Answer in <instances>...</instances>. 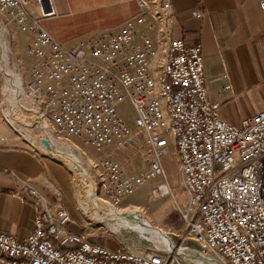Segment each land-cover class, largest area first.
<instances>
[{
    "label": "built area",
    "instance_id": "1",
    "mask_svg": "<svg viewBox=\"0 0 264 264\" xmlns=\"http://www.w3.org/2000/svg\"><path fill=\"white\" fill-rule=\"evenodd\" d=\"M31 1L0 0V26L6 35L15 29L30 61L22 94L63 143L79 139L105 153L143 136L144 169L127 173L107 155L91 162L95 194L117 207L147 183L159 196L173 194L162 164L173 148L176 186L186 194L177 204L184 231L169 249H111L71 230L67 209L31 189V231L22 238L0 231V264H264V106L240 127L219 117L200 44L172 36L168 0H138L137 14L71 48L40 23L55 15L51 0H34L38 16L27 9ZM125 103L131 122L118 111Z\"/></svg>",
    "mask_w": 264,
    "mask_h": 264
},
{
    "label": "crops",
    "instance_id": "2",
    "mask_svg": "<svg viewBox=\"0 0 264 264\" xmlns=\"http://www.w3.org/2000/svg\"><path fill=\"white\" fill-rule=\"evenodd\" d=\"M168 1L172 36L200 44L208 97L218 104L221 119L240 127L242 120L264 106V16L259 0ZM51 2L55 15L40 23L66 48L80 38L117 28L139 11L138 0ZM27 9L39 15L34 0ZM14 35L17 53L22 52L30 67L26 44L15 30ZM27 76L28 72L21 78ZM7 96L0 85V231L22 238L34 220L31 189L42 201L76 213L67 168L35 150L20 130L22 135L16 132L4 103Z\"/></svg>",
    "mask_w": 264,
    "mask_h": 264
},
{
    "label": "rangeland",
    "instance_id": "3",
    "mask_svg": "<svg viewBox=\"0 0 264 264\" xmlns=\"http://www.w3.org/2000/svg\"><path fill=\"white\" fill-rule=\"evenodd\" d=\"M2 27L3 26H0V28ZM14 30L15 29L12 28L9 34L6 35L7 43L9 46V66L11 67L14 64L16 67V72L19 73L20 77H24V74L29 70V66L27 61L21 55L22 52L17 53L18 45L16 36L14 35ZM8 41L10 42V45ZM11 44L13 50L16 51V53L12 51V48L10 51ZM10 69L15 71L13 67H11ZM2 84L3 81L0 78L1 88ZM8 98L9 96L4 98V103L6 105L7 111L10 114L9 118L13 121L15 117H13L14 115L9 106V102L7 105ZM118 111L121 115L125 116L128 121H132L133 114L128 103L119 106ZM13 124L18 129H20V131L24 135L27 134L26 130L20 127L16 119L13 121ZM40 132L41 129L37 127V124H35V126L33 127V131L30 132V136H32L33 134H38ZM55 139L59 143L64 145H66L67 143L78 146L79 150L73 149L74 153H79V155H81L85 159V161H88L90 165L91 162H96L97 159H99L101 156L107 155L117 160L127 173H133L146 167V162L144 159V138L140 134L134 135L133 139L135 144L124 143L121 145H114L111 148H108L105 153L95 151L79 139H74L66 143H63L61 139H58L56 137ZM162 164L165 170L168 184L173 189V194L154 197L152 194H154L153 188L155 184L147 183L140 189H138L133 195L123 199L119 204L118 209L120 211H138L144 218L149 220L152 225L162 229L172 238L174 242H176L180 239L182 240L180 234H182L184 231L183 222L180 218L177 204H183V201L186 199V194L181 188H178L176 186L178 166L173 148L169 149L168 153L162 160ZM66 170L69 173V178L71 181V187L73 191L72 205L76 213L72 214L73 222L71 224V230H73L74 232L83 231L84 235H87L88 240L97 242L100 245H106L111 249L117 248L119 246V243L130 245L138 250H143L144 247L153 245V243L149 240L140 238L136 232L122 229L119 233H115L107 226L96 224L89 215H84L78 208V205L75 201V191L72 185V181H74V178H72V173L68 169ZM91 171L94 175L95 171L93 169H91ZM186 242L190 243L191 241L186 240Z\"/></svg>",
    "mask_w": 264,
    "mask_h": 264
},
{
    "label": "bare ground",
    "instance_id": "4",
    "mask_svg": "<svg viewBox=\"0 0 264 264\" xmlns=\"http://www.w3.org/2000/svg\"><path fill=\"white\" fill-rule=\"evenodd\" d=\"M8 51L6 30L0 28V78L3 81V95L9 96L7 105L9 102L13 117L20 127L26 130L27 134L24 136L47 157L60 162L72 173L75 201L82 213L89 215L96 224L107 226L115 233H119L122 229L131 230L140 238L149 240L155 245L164 246L166 249L172 248V238L162 229L152 225L138 211H120L117 206L95 194L96 182L91 171L92 166L79 153H74L73 149L79 150L78 146L61 144L50 135L51 125L48 120L41 119L35 106L22 94L20 75L10 69L12 66H9ZM9 120L13 124L14 120ZM37 123L41 132L30 136ZM42 138L49 140L50 145L44 146L43 142L41 143ZM152 195L159 196L155 192Z\"/></svg>",
    "mask_w": 264,
    "mask_h": 264
},
{
    "label": "water",
    "instance_id": "5",
    "mask_svg": "<svg viewBox=\"0 0 264 264\" xmlns=\"http://www.w3.org/2000/svg\"><path fill=\"white\" fill-rule=\"evenodd\" d=\"M42 142H43L46 146H48V143H47L45 140H42Z\"/></svg>",
    "mask_w": 264,
    "mask_h": 264
}]
</instances>
